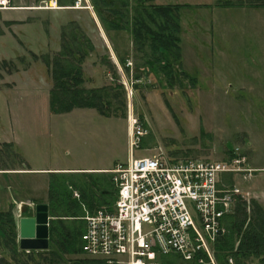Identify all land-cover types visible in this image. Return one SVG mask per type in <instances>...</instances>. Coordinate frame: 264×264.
<instances>
[{
    "label": "rangeland",
    "instance_id": "1",
    "mask_svg": "<svg viewBox=\"0 0 264 264\" xmlns=\"http://www.w3.org/2000/svg\"><path fill=\"white\" fill-rule=\"evenodd\" d=\"M229 2L235 4V0L144 1L146 8L150 4L182 6L181 58L171 79L159 70L152 73L147 68H141L139 75L136 67L143 64L147 49L142 53L135 51L125 31L107 32L91 0H75L73 4L66 0H11V9L0 10V87L6 85L5 75L18 68L31 67L37 75L25 86L26 97L21 103L9 96L7 102L0 99V135H8L14 141L11 147L0 145V166L48 170L44 173L48 175L33 173L24 177L30 186L24 187L20 195L34 198L27 202L28 216L37 205L53 204L56 209L51 210V216L57 218L51 220H65L63 224L71 226L77 221L61 218L66 214V202L61 203L66 198L79 205L78 215L84 218L110 207L115 195L102 196V192L106 182L113 185L112 175L87 170L110 171L117 164L127 163L130 117L145 132L133 150L134 159L158 156L230 163L235 152V158L245 160L244 167L256 169L250 178L222 176L225 188L230 190L235 185L241 193L235 201V209L237 205L240 208L236 216L247 217L241 231L250 226L255 204L264 213V11L238 13L235 8L224 7ZM136 4L129 0L126 8L117 4L102 7L104 12L116 7L125 10L130 25ZM72 25L95 48L82 64L83 88H100L117 80L125 88L126 114L107 118L93 109H75L65 114L50 112L52 81L46 60L51 65L58 56L62 34H72ZM116 55L125 60L129 71L123 69ZM105 57L113 64L116 78L104 62ZM135 86L138 88L133 89ZM55 169L68 171L55 174L59 173L51 171ZM73 170L85 171H75L80 173L77 174ZM3 180L0 191L9 199L16 188L12 179ZM93 197L110 203L89 210L84 202ZM19 205H10L3 211L12 212L15 250L4 243L6 236L0 219V257L4 262L84 264L81 254H64L54 242L47 251L21 250ZM165 259L188 264L174 256ZM263 261L264 257H249L241 259V264H264ZM215 264H219L216 259ZM227 264L235 261L230 258Z\"/></svg>",
    "mask_w": 264,
    "mask_h": 264
},
{
    "label": "built area",
    "instance_id": "2",
    "mask_svg": "<svg viewBox=\"0 0 264 264\" xmlns=\"http://www.w3.org/2000/svg\"><path fill=\"white\" fill-rule=\"evenodd\" d=\"M11 0H0V10ZM129 159L109 171L114 202L84 218L81 255L105 264H215L214 245L227 232L240 191L225 188L223 175L250 178L244 159L230 163L152 156L134 159L144 130L130 117Z\"/></svg>",
    "mask_w": 264,
    "mask_h": 264
},
{
    "label": "trees",
    "instance_id": "3",
    "mask_svg": "<svg viewBox=\"0 0 264 264\" xmlns=\"http://www.w3.org/2000/svg\"><path fill=\"white\" fill-rule=\"evenodd\" d=\"M66 1H70L73 4L75 0ZM135 1L137 4L134 9L133 23L130 25L126 22L125 10L122 11V9L116 7L113 11L104 12L102 7H110L117 4L119 7L126 8L129 0H91V3L107 32L125 31L129 33L132 44L135 45V51L142 53V51L147 49L146 55L142 56L144 60L143 64L136 67L137 71L138 69L140 71L139 75H142L141 68H147L152 73L159 70L163 75L171 79L174 75V66L178 65L176 63L181 58L179 10L182 6L150 4L146 8L143 6L144 1L151 2L152 0ZM259 3L263 2L253 1L249 5L259 7ZM97 4L100 5L101 10ZM224 7L232 8L235 7V4L229 2ZM115 17L116 19H114ZM126 25L130 27L124 28ZM71 29L73 30L72 34L68 36L65 33L62 34L61 50L52 64L50 65L48 59L46 60V65L50 68L49 74L52 81L48 99L50 112L53 114H65L75 109H93L101 116L107 118L117 117L121 112L126 114L127 101L125 88L117 80L113 79V83L101 88H83L85 80L82 64L88 55L92 54L95 50L90 40L83 35L77 26H73ZM113 48L114 50L116 49L114 46ZM116 56L123 69L126 72L129 71L128 68H125V60L121 59L118 55ZM104 62L113 69L114 66L108 57L104 58ZM112 72L116 78L114 69ZM137 88V86L133 87V89ZM104 187L102 196L107 194L115 195V189L111 182H106ZM63 202H66L64 208L67 215L65 214L61 218H70L72 221L77 222H73V226H67L63 224L65 220H50L49 245L45 251L50 250L51 242H54L57 245L58 251L68 255H80V239L85 227V222L82 219L84 216L78 215L80 207L75 201H70L66 198L61 203ZM84 203L89 210H92L94 208L98 209L102 205H108L110 201L98 200L93 197ZM84 203L82 204L85 205ZM54 209H56V206L53 204L48 207L50 218H57L56 216H51V210L53 211ZM238 210H240L239 205H237L234 214L225 218L224 223L227 233L220 237L214 245L215 259L219 264H227L230 258L235 261V264H241V259L264 257V213L255 204L253 214L250 217V226L242 232L241 229L246 223L247 217L242 214L241 219L238 218L236 216ZM0 219H3L1 226L4 228L6 236L4 243L8 248L15 250L16 234L13 232L15 227L13 226L12 212L0 213ZM236 241H238L237 245ZM4 261L0 257V264H9ZM81 262L84 264H105L104 262L92 260L84 256ZM162 264H176V260L165 259L162 261Z\"/></svg>",
    "mask_w": 264,
    "mask_h": 264
},
{
    "label": "crops",
    "instance_id": "4",
    "mask_svg": "<svg viewBox=\"0 0 264 264\" xmlns=\"http://www.w3.org/2000/svg\"><path fill=\"white\" fill-rule=\"evenodd\" d=\"M253 1H260L263 3H259V7H252L249 5V3ZM232 8L239 10L238 13L248 12L251 10L264 11V0H235V7H232ZM15 70L16 71H14L13 73L11 74L7 73L5 75V80L3 81V83H5L6 85H4V87H0L1 102L2 100L5 101L6 96H9L13 98L14 102L21 103L26 97L23 95L25 93V90H24L25 86L26 87L28 86L30 79L32 77L37 76L36 72H34L31 69V67H23V68H18ZM48 99H49V96H48ZM6 102H7V99H6ZM0 145L4 147H11L14 145V141H12V139L9 138L8 135L5 136L1 134L0 135ZM51 171L59 172L55 174H63L62 172H66L68 170L55 169ZM73 171L74 173L80 174L75 171H85V170H73ZM87 171H97V173L100 174V173H106L109 170H105V169L99 170L98 169V170H87ZM47 172L48 170L34 169L31 167H26L25 169H22L20 167H15V166H0V183H4L3 179H5L6 177V179H12V182H11L12 186L16 188V191H14V193L12 194V197H10L9 199H6L5 196L2 194V192L0 191V212L6 211L10 205L16 206V204H20V205L28 204L27 202H29L30 199H34V198L22 197V195H20L22 194L24 187L27 189V187L30 186L29 184L26 183L25 181L26 178L24 177L32 175L33 173L38 174V175H48V174H44Z\"/></svg>",
    "mask_w": 264,
    "mask_h": 264
},
{
    "label": "water",
    "instance_id": "5",
    "mask_svg": "<svg viewBox=\"0 0 264 264\" xmlns=\"http://www.w3.org/2000/svg\"><path fill=\"white\" fill-rule=\"evenodd\" d=\"M28 212V204H21V217L18 221L19 247L25 251H44L49 245L48 206L37 205L31 216H28Z\"/></svg>",
    "mask_w": 264,
    "mask_h": 264
},
{
    "label": "flooded vegetation",
    "instance_id": "6",
    "mask_svg": "<svg viewBox=\"0 0 264 264\" xmlns=\"http://www.w3.org/2000/svg\"><path fill=\"white\" fill-rule=\"evenodd\" d=\"M75 9H77V7Z\"/></svg>",
    "mask_w": 264,
    "mask_h": 264
},
{
    "label": "bare ground",
    "instance_id": "7",
    "mask_svg": "<svg viewBox=\"0 0 264 264\" xmlns=\"http://www.w3.org/2000/svg\"><path fill=\"white\" fill-rule=\"evenodd\" d=\"M131 121V120H130Z\"/></svg>",
    "mask_w": 264,
    "mask_h": 264
}]
</instances>
